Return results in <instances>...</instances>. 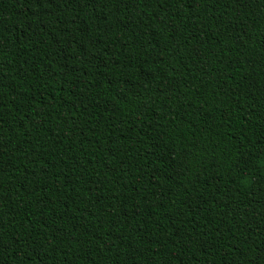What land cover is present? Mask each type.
Listing matches in <instances>:
<instances>
[{"label":"trees","instance_id":"trees-1","mask_svg":"<svg viewBox=\"0 0 264 264\" xmlns=\"http://www.w3.org/2000/svg\"><path fill=\"white\" fill-rule=\"evenodd\" d=\"M0 264H264V0H0Z\"/></svg>","mask_w":264,"mask_h":264}]
</instances>
